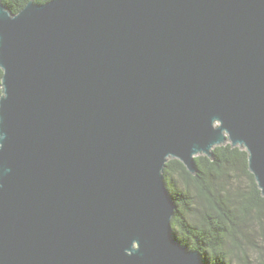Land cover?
I'll use <instances>...</instances> for the list:
<instances>
[{"label":"water","instance_id":"water-1","mask_svg":"<svg viewBox=\"0 0 264 264\" xmlns=\"http://www.w3.org/2000/svg\"><path fill=\"white\" fill-rule=\"evenodd\" d=\"M0 264H205L171 159L226 144L264 197V0H0Z\"/></svg>","mask_w":264,"mask_h":264},{"label":"trees","instance_id":"trees-1","mask_svg":"<svg viewBox=\"0 0 264 264\" xmlns=\"http://www.w3.org/2000/svg\"><path fill=\"white\" fill-rule=\"evenodd\" d=\"M2 1L18 13L30 0ZM2 76L0 69V98ZM195 159L196 175L178 159L169 160L164 169L177 207L172 219L175 235L186 248L199 251L205 264H252L248 245L256 251L262 248L249 238V231L254 222L263 224L264 197L249 171L247 151L228 143L216 147L212 157Z\"/></svg>","mask_w":264,"mask_h":264},{"label":"rangeland","instance_id":"rangeland-1","mask_svg":"<svg viewBox=\"0 0 264 264\" xmlns=\"http://www.w3.org/2000/svg\"><path fill=\"white\" fill-rule=\"evenodd\" d=\"M264 236V219L263 224H252V229L249 231V238L252 239L262 250L256 251L252 246L248 245V253L251 256L252 264H260L259 262L264 261V240L261 238ZM237 263V261L235 260ZM211 264L213 262L211 261Z\"/></svg>","mask_w":264,"mask_h":264}]
</instances>
